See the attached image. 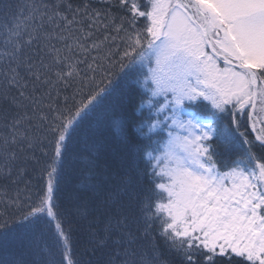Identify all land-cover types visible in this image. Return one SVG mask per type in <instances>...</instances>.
I'll list each match as a JSON object with an SVG mask.
<instances>
[{"label":"snow or ice","instance_id":"snow-or-ice-1","mask_svg":"<svg viewBox=\"0 0 264 264\" xmlns=\"http://www.w3.org/2000/svg\"><path fill=\"white\" fill-rule=\"evenodd\" d=\"M160 240L264 264V0H0V264H172Z\"/></svg>","mask_w":264,"mask_h":264},{"label":"trees","instance_id":"trees-1","mask_svg":"<svg viewBox=\"0 0 264 264\" xmlns=\"http://www.w3.org/2000/svg\"><path fill=\"white\" fill-rule=\"evenodd\" d=\"M138 99V92L135 88H130L125 92V95L123 97V104H115L110 103L106 105V108L111 111L112 117H118L120 115H130L132 112V108L136 105ZM103 124L101 127V132L103 135L108 139L112 140V133H111V127H110V117L108 116H102ZM249 138L252 139L253 135L251 133V130L249 129L248 132ZM141 167H143V164H141ZM75 182V181H73ZM159 239V238H158ZM160 248L161 251L164 253V255L172 262V264H180L179 258L173 254L170 253L167 249V247L164 245L163 241L160 240Z\"/></svg>","mask_w":264,"mask_h":264}]
</instances>
